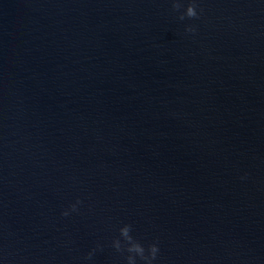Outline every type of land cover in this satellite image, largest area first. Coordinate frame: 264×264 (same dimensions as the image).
<instances>
[{
    "label": "water",
    "instance_id": "obj_1",
    "mask_svg": "<svg viewBox=\"0 0 264 264\" xmlns=\"http://www.w3.org/2000/svg\"><path fill=\"white\" fill-rule=\"evenodd\" d=\"M179 2L0 0V264H264V0Z\"/></svg>",
    "mask_w": 264,
    "mask_h": 264
},
{
    "label": "clouds",
    "instance_id": "obj_2",
    "mask_svg": "<svg viewBox=\"0 0 264 264\" xmlns=\"http://www.w3.org/2000/svg\"><path fill=\"white\" fill-rule=\"evenodd\" d=\"M183 7L182 3L179 2V0H172V11L179 12L180 9ZM199 9V12L197 11ZM203 8H200L198 0H190L188 3V6L183 11L181 15L178 16V19L180 21H184L186 19L188 20H199L201 18V15L203 14ZM185 34H192L195 35L197 28L195 25H188L184 29ZM243 179V178H242ZM83 202L79 199L76 200L74 204H71L69 206V209L64 210L61 212L62 217H68L73 212H78V206L81 205ZM132 228L131 225H125L120 229V235L125 239L127 244L129 245L127 247L128 253H135L142 261L145 262V264H152V261H154L157 258V255L159 253V247H158V241L149 245L148 247V255H145V248L137 241L133 239V237L130 235ZM118 252L122 250L119 240H114L112 245ZM99 247V246H98ZM93 253L90 252L86 259H91ZM127 264H136V260L133 258V256L129 255L127 257Z\"/></svg>",
    "mask_w": 264,
    "mask_h": 264
}]
</instances>
